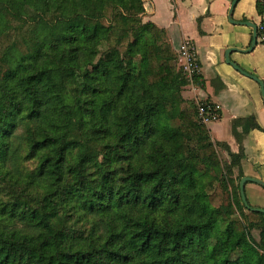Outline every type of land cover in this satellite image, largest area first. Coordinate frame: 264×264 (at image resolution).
Listing matches in <instances>:
<instances>
[{
	"label": "trees",
	"instance_id": "1",
	"mask_svg": "<svg viewBox=\"0 0 264 264\" xmlns=\"http://www.w3.org/2000/svg\"><path fill=\"white\" fill-rule=\"evenodd\" d=\"M144 12L0 0V264H264L243 146L212 140L183 95L200 74ZM253 129L232 122L241 144Z\"/></svg>",
	"mask_w": 264,
	"mask_h": 264
},
{
	"label": "crops",
	"instance_id": "2",
	"mask_svg": "<svg viewBox=\"0 0 264 264\" xmlns=\"http://www.w3.org/2000/svg\"><path fill=\"white\" fill-rule=\"evenodd\" d=\"M231 2L232 0H144L143 17L145 21H153L167 31L168 38L178 54L181 43L184 41L192 43L196 57L200 62L199 74L203 83L187 85L185 90L189 89L192 96H185V90L183 95L186 99L196 100V102L209 100L218 106L219 118L212 122L215 124L217 137L214 138L211 135L212 140L225 142L233 152H239L241 146L239 144L238 147L234 144L236 138L232 134V122L238 118L254 115L264 129V100L257 81L242 74L226 62V48H248L252 39L250 27L251 36H249L248 44L247 42H231L225 35L229 28L228 11ZM256 5L257 0H255L256 13L249 15L244 0H239L235 6L234 14L238 12L240 20L252 19L251 21L258 25L259 21L264 19V15L258 14ZM255 16L258 17V22L254 20ZM198 19H201L202 33L198 27ZM230 58L244 70L264 81V65L256 64L251 55L233 52ZM179 59L183 64L180 54ZM221 83L224 87L217 91L216 88ZM221 123L226 126V129L222 128ZM238 129L241 132V128ZM232 139H234L233 143ZM241 145L244 149V157L241 160L244 175L264 180V131L251 130L245 134ZM224 157L229 161L227 152ZM249 183L252 182L246 183L245 186L247 197L250 200L252 193L253 197L261 199L259 206L263 207L264 187L255 182H253L254 185Z\"/></svg>",
	"mask_w": 264,
	"mask_h": 264
},
{
	"label": "rangeland",
	"instance_id": "3",
	"mask_svg": "<svg viewBox=\"0 0 264 264\" xmlns=\"http://www.w3.org/2000/svg\"><path fill=\"white\" fill-rule=\"evenodd\" d=\"M245 4H246V10H247V13L249 15L251 14H255V0H244ZM233 20L235 22H238V21H241L239 19V13L236 12L235 14H233ZM249 20H252V19H249ZM254 20L256 22H258V17L255 16L254 17ZM228 21H229V28H228V31H227V34H225L226 36L229 37L230 41L231 42H235V43H242V42H247V44L249 43V36H251V31H250V28L249 26H246V25H241V24H238V23H235V22H232L229 18H228ZM261 20L259 21L258 24H260ZM251 42V40H250ZM257 46V45H256ZM246 54H249L251 55V57L253 58V60L256 62V64H260V65H264V43L261 42V39H258V46L255 47L252 51L250 52H247ZM179 64L181 65V62H179ZM264 82V81H263ZM258 83V82H257ZM259 84V83H258ZM260 85V84H259ZM261 87V86H260ZM185 96H188V95H191L192 96V93L190 94V90L189 89H186L185 92H184ZM189 97V96H188ZM196 102V100H195ZM197 105L201 103V101H198L196 102ZM223 121H224V118H223ZM222 124V123H221ZM220 124V125H221ZM223 129H226V126L224 124L221 125ZM208 127L210 128V131H211V135L216 138L217 135H216V132H215V124H209ZM230 132V131H229ZM232 134H233V131H232ZM231 135V133H230ZM234 136V134H233ZM236 138V137H235ZM234 139H232V143H233ZM237 141V142H236ZM236 141L234 142V144L236 146L239 147V144L240 146L241 143L238 142V140L236 139ZM218 151H219V154L222 158V160H225L226 158L224 157V155H226V152L223 151V149H221L220 147H218ZM250 185H254V183H249ZM250 190V189H249ZM250 192H252V190H250ZM249 199V198H248ZM250 204L253 205V206H258V207H261L259 205H261V199L260 198H256V197H253L252 196V193H251V197H250V200H249ZM263 206V205H262ZM264 207V206H263ZM237 215H240L239 213H237ZM253 234L254 236L258 239L259 238V230L256 229L253 231Z\"/></svg>",
	"mask_w": 264,
	"mask_h": 264
},
{
	"label": "water",
	"instance_id": "4",
	"mask_svg": "<svg viewBox=\"0 0 264 264\" xmlns=\"http://www.w3.org/2000/svg\"><path fill=\"white\" fill-rule=\"evenodd\" d=\"M238 1L239 0H232L231 5L229 7L228 18L232 22H235L233 20V14H234L235 6H236ZM235 23L249 26L252 29L251 45L248 48H240V47H228V48H226V51H225L226 62L229 63L230 65H232L235 69L240 71L242 74H244V75L254 79L255 81H257L261 86L262 97L264 100V82H263V80L260 79L258 76L244 70L242 67H240V65L238 63H236L235 61H233L230 58V56L233 52L247 53V52L252 51L256 47V45L258 43V38H259L258 25H257V23H255L254 21H251V20H241V21H238ZM248 182H255V183L264 187V180L258 179L255 177H251V176H247V175L243 176L240 180V193H241V197H242V200H243V203L245 204V206L252 211H258V212L264 213V207H253L249 204L248 199H247V195H246V190H245L246 183H248Z\"/></svg>",
	"mask_w": 264,
	"mask_h": 264
},
{
	"label": "built area",
	"instance_id": "5",
	"mask_svg": "<svg viewBox=\"0 0 264 264\" xmlns=\"http://www.w3.org/2000/svg\"><path fill=\"white\" fill-rule=\"evenodd\" d=\"M258 29L263 33L262 37L259 38L264 40V24L260 22ZM179 54L183 58V68L187 73V76L192 79L194 75L199 74L200 62L196 57V53L192 43L190 41H184L179 47ZM198 118L199 120L209 125L219 118L218 106L214 105L210 101H203L198 104Z\"/></svg>",
	"mask_w": 264,
	"mask_h": 264
}]
</instances>
